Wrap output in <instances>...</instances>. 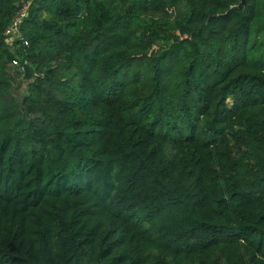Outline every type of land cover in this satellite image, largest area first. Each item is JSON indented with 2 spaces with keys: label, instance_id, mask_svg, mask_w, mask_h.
<instances>
[{
  "label": "trees",
  "instance_id": "trees-1",
  "mask_svg": "<svg viewBox=\"0 0 264 264\" xmlns=\"http://www.w3.org/2000/svg\"><path fill=\"white\" fill-rule=\"evenodd\" d=\"M27 1L0 264H264V0Z\"/></svg>",
  "mask_w": 264,
  "mask_h": 264
},
{
  "label": "built area",
  "instance_id": "built-area-1",
  "mask_svg": "<svg viewBox=\"0 0 264 264\" xmlns=\"http://www.w3.org/2000/svg\"><path fill=\"white\" fill-rule=\"evenodd\" d=\"M31 0H29L20 10L19 12L17 13V15L15 16V19L12 23V25L6 30V34L9 36L7 39V41L9 43H12L13 41V37H10V35H14L17 33L18 31V25L21 23L22 21V17L23 16H27L28 15V11H29V8L31 6ZM9 40H12L11 42ZM14 63H17V60H14Z\"/></svg>",
  "mask_w": 264,
  "mask_h": 264
},
{
  "label": "rangeland",
  "instance_id": "rangeland-1",
  "mask_svg": "<svg viewBox=\"0 0 264 264\" xmlns=\"http://www.w3.org/2000/svg\"><path fill=\"white\" fill-rule=\"evenodd\" d=\"M28 2V1H27ZM26 2V3H27ZM25 3V4H26ZM24 4V5H25ZM23 5V6H24ZM26 16H23L22 17V19H24ZM9 37V36H8ZM10 37H13V39H14V35L12 36V35H10ZM9 39V38H8ZM10 42L12 41V40H9ZM14 60H17V63H14ZM19 64H20V61L18 60V59H16V58H14V59H12L11 61H10V63H9V65L11 66V67H13V68H18V66H19ZM26 83H27V81H25V80H23V82H22V84L20 85V87H22V89H25L26 88Z\"/></svg>",
  "mask_w": 264,
  "mask_h": 264
},
{
  "label": "water",
  "instance_id": "water-1",
  "mask_svg": "<svg viewBox=\"0 0 264 264\" xmlns=\"http://www.w3.org/2000/svg\"><path fill=\"white\" fill-rule=\"evenodd\" d=\"M245 3L246 0H242V2L238 6H236V8H242Z\"/></svg>",
  "mask_w": 264,
  "mask_h": 264
}]
</instances>
